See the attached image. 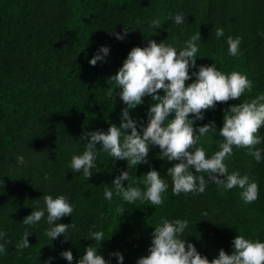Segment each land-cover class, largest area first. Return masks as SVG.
<instances>
[{
    "label": "trees",
    "instance_id": "obj_1",
    "mask_svg": "<svg viewBox=\"0 0 264 264\" xmlns=\"http://www.w3.org/2000/svg\"><path fill=\"white\" fill-rule=\"evenodd\" d=\"M177 14H183V24L174 23ZM124 28L129 32L120 40L113 33L124 35ZM217 28L224 30L219 39ZM198 31L201 40L196 41L199 50L190 75L201 65L215 64L226 75H246L252 84L238 100L217 103L195 121L196 128L215 121L217 130L196 145L211 158L224 142L219 130L225 110L264 95V0H0V232L6 234L0 244L7 249L0 253V264H45L50 257L51 264H69L61 256L68 250L71 264H78L89 246L108 264H119L112 255L116 252L124 256L123 264H137L149 254L155 227L165 219L187 220L181 239L209 260L221 249L231 255L238 235L264 242V126L258 133L262 142L251 149L261 151L259 162L248 148L235 146L234 155L224 161L228 174L239 172L258 183V199L252 203L243 201L239 187L226 190L215 183H208L203 193L174 195L168 176L173 165L160 159L159 146L150 148L148 163L129 169L126 160H114L98 144L89 180L70 167L72 157L86 150L90 137L82 140L84 133L107 132L121 123L127 105L110 77L129 52L147 47L150 40L183 50ZM228 37L241 38L236 56L229 53ZM102 46L110 49L106 62L92 66L90 60ZM195 80L192 75L186 84ZM159 94L164 95L162 90ZM153 103L151 96L144 97L143 104L130 110L131 117L147 126ZM153 168L168 184L163 204L128 203L116 195L112 181L122 171H129L132 187L144 192V175ZM195 175L207 180L209 174ZM106 188L113 191L111 200L105 198ZM43 195H64L74 205L71 216L57 221L75 224L65 237L51 240L46 235L53 225L47 222ZM121 207L123 213L117 211ZM38 209H45L41 221L24 225V218ZM26 231L31 246L17 249ZM96 231L104 233V241L91 239Z\"/></svg>",
    "mask_w": 264,
    "mask_h": 264
},
{
    "label": "clouds",
    "instance_id": "obj_2",
    "mask_svg": "<svg viewBox=\"0 0 264 264\" xmlns=\"http://www.w3.org/2000/svg\"><path fill=\"white\" fill-rule=\"evenodd\" d=\"M153 23L159 27V21ZM174 23L183 24V14L175 15ZM128 32L129 30L124 28V35L113 34L123 40ZM223 35L224 30L217 28V39ZM198 40H201L200 31L186 42L183 50L178 51L164 42L150 40L147 47H134L129 52L122 67L110 77L120 90V99L127 105L122 110L121 123L119 126L112 124L107 132L96 130L84 133L81 139L90 137V140L86 143L83 154L72 157L70 167L73 172H82L87 180L92 177L91 170L96 167L95 161L99 154L98 144L102 145L99 150L108 153L114 160H126L129 169L148 163L150 148L159 146L160 159L167 158L173 165L168 168V176L173 181L174 195L203 193L208 183H215L226 190L239 187L243 190L241 198L245 203H252L258 199V183L250 182L248 175L241 176L239 172L228 174L224 161L234 155L233 146L248 148L257 162L261 160V151L251 149L262 142L258 133L264 126V95L256 97L251 102L235 104L225 110L223 127L219 130L224 142L220 145V151L207 158L204 147L196 145L210 131L217 130L215 121L198 128L194 127L195 121L203 120L204 112L215 109L217 103L238 100L246 91L251 90L252 84L246 75L235 71L226 75L218 70L215 64L201 65L198 72L192 74L196 76V80L186 84L192 79L189 69L196 66ZM227 43L229 53L233 56L238 55L241 38L228 37ZM109 52V47L102 46L90 60V64L95 66L97 62H106L105 58ZM161 90L164 95L159 94ZM146 96H151L154 103L148 110L149 122L144 126L131 117L130 110L143 104ZM190 114L193 117L191 119ZM170 116L173 117L171 120L168 119ZM165 121H168L167 124ZM138 129H142V134ZM17 163L24 164V157H17ZM192 169H195V173H208V179L206 180L204 175H195ZM144 177L146 191L142 192L139 187H132L130 172L122 171L112 181L116 195L122 196L128 203L147 200L154 206L163 204V193L167 191L168 184L161 178L160 172L153 168ZM124 181L129 182L127 187H124ZM104 195L107 200H111L113 191L106 188ZM42 198L46 205L47 222L53 225L47 230L46 235L51 240L61 235L65 237L68 229L70 227L75 229L76 226L74 223L65 224L57 221L71 216L74 205L64 195L56 198L52 195H43ZM117 211L123 213L125 210L121 207ZM44 216L45 209L33 210L24 218L23 224L33 226ZM187 227V220H163L152 234L149 254L141 257L137 264H264V242L252 241L243 235H238L232 241L234 251L231 255L221 249L217 258L209 260L197 251L194 244L181 239ZM5 235L0 232V238ZM29 236L26 231L21 242L16 245L17 249L22 250L31 246ZM91 239L104 241V233L92 232ZM6 251L5 245L0 244V253ZM112 255L118 258L119 264H123L124 256L121 253L116 252ZM61 256L69 261V264L74 259L70 250L62 252ZM51 259L53 258L50 257L45 264H51ZM78 264H108V261L98 254L97 248L89 246Z\"/></svg>",
    "mask_w": 264,
    "mask_h": 264
}]
</instances>
